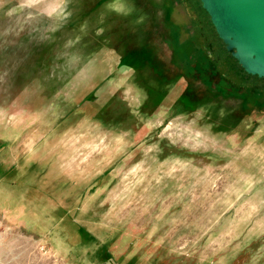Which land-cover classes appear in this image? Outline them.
<instances>
[{
  "label": "rangeland",
  "instance_id": "1",
  "mask_svg": "<svg viewBox=\"0 0 264 264\" xmlns=\"http://www.w3.org/2000/svg\"><path fill=\"white\" fill-rule=\"evenodd\" d=\"M15 4L0 264H264V79L240 81L200 0H44L23 30Z\"/></svg>",
  "mask_w": 264,
  "mask_h": 264
},
{
  "label": "water",
  "instance_id": "2",
  "mask_svg": "<svg viewBox=\"0 0 264 264\" xmlns=\"http://www.w3.org/2000/svg\"><path fill=\"white\" fill-rule=\"evenodd\" d=\"M226 50L264 79V0H200Z\"/></svg>",
  "mask_w": 264,
  "mask_h": 264
},
{
  "label": "clouds",
  "instance_id": "3",
  "mask_svg": "<svg viewBox=\"0 0 264 264\" xmlns=\"http://www.w3.org/2000/svg\"><path fill=\"white\" fill-rule=\"evenodd\" d=\"M11 2V0H10ZM44 0H16V4L14 7L9 8L4 14L11 18L13 16H17L20 19L17 20V23L21 25V30H23V24H32L33 18L37 15L36 8L38 5H41ZM109 4L106 3L104 5V9H108ZM133 8V7H132ZM4 7H0V11H4ZM103 18V11L99 14V19ZM153 142H157L160 144L161 151L158 154L163 158L162 161H168L170 158L175 157L178 161L189 163V168L199 166L198 159L204 155V153H194L189 151L188 149L183 147L182 142H177L176 144H170L167 140H159L156 138ZM167 142L165 147L169 149V154H164V147L161 145ZM174 149V151H172ZM178 170L179 164L177 165ZM195 223V222H194ZM189 227L193 225H188ZM253 264H255V257H253Z\"/></svg>",
  "mask_w": 264,
  "mask_h": 264
},
{
  "label": "trees",
  "instance_id": "4",
  "mask_svg": "<svg viewBox=\"0 0 264 264\" xmlns=\"http://www.w3.org/2000/svg\"><path fill=\"white\" fill-rule=\"evenodd\" d=\"M145 53H143V55H144ZM232 56V55H231ZM144 57H145V55H144ZM142 55H141V57L140 58H144ZM233 59V58H232ZM234 60V59H233ZM201 61L203 62V63H205L204 62V60L203 59H201ZM237 64L236 65H234V67H233V69H236L239 73V79H240V81H250L249 80V78H250V76L247 74V73H245V71L241 68V66L239 65L238 66V62L236 61V60H234ZM206 65H207V63H206ZM236 71V72H237ZM243 77V78H242ZM226 78V77H225ZM253 88H254V91L255 92H257V93H260V91L261 92H264V86H262V87H260V86H258V85H255V86H253ZM262 94V93H261ZM264 94V93H263ZM257 95V94H256ZM255 95V96H256Z\"/></svg>",
  "mask_w": 264,
  "mask_h": 264
}]
</instances>
